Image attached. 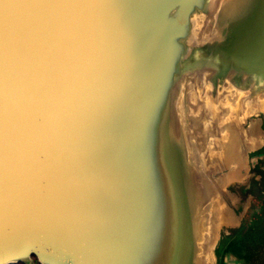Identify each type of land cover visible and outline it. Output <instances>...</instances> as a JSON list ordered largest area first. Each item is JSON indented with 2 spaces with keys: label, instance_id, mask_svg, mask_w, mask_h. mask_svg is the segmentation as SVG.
Returning <instances> with one entry per match:
<instances>
[{
  "label": "water",
  "instance_id": "obj_1",
  "mask_svg": "<svg viewBox=\"0 0 264 264\" xmlns=\"http://www.w3.org/2000/svg\"><path fill=\"white\" fill-rule=\"evenodd\" d=\"M0 15L19 29L74 31L82 45L75 87L51 121L74 179L0 209V264H203L189 101L206 86L214 96L226 85L264 91V0H3ZM262 114L249 119L264 131ZM245 150L252 178L228 192L251 205L232 208L241 221L220 230L215 264H228L232 246L238 264H264V251L233 238L264 173V144Z\"/></svg>",
  "mask_w": 264,
  "mask_h": 264
},
{
  "label": "snow or ice",
  "instance_id": "obj_2",
  "mask_svg": "<svg viewBox=\"0 0 264 264\" xmlns=\"http://www.w3.org/2000/svg\"><path fill=\"white\" fill-rule=\"evenodd\" d=\"M92 3L47 0L64 8ZM81 47L74 31L38 24L19 29L0 15V209L21 193L43 194L74 179L51 121L75 87Z\"/></svg>",
  "mask_w": 264,
  "mask_h": 264
},
{
  "label": "bare ground",
  "instance_id": "obj_3",
  "mask_svg": "<svg viewBox=\"0 0 264 264\" xmlns=\"http://www.w3.org/2000/svg\"><path fill=\"white\" fill-rule=\"evenodd\" d=\"M223 2L217 0L218 4ZM189 111L188 141L192 147L196 187L203 213L200 241L203 251L200 259L203 264H210L204 251L212 234H215L209 251L211 264H215L214 246L220 230L224 226L239 225L242 217V213H235L232 209L237 207L239 199L229 194L228 186L243 183L249 176L246 143L251 149H258L264 144L260 119H249L252 115L264 114V91L253 94L252 91L226 85L214 96L211 88L206 86L202 92L192 94ZM244 123L246 126H242ZM223 165L226 171L222 174L214 176V179L207 176L208 170L220 172ZM228 194L229 197L226 196Z\"/></svg>",
  "mask_w": 264,
  "mask_h": 264
},
{
  "label": "trees",
  "instance_id": "obj_4",
  "mask_svg": "<svg viewBox=\"0 0 264 264\" xmlns=\"http://www.w3.org/2000/svg\"><path fill=\"white\" fill-rule=\"evenodd\" d=\"M249 192L254 195L253 205L242 227L234 231L233 238L246 250L260 256L264 251V173H262L261 183L257 180L252 181ZM239 254L242 256L240 252ZM34 264H39L36 259Z\"/></svg>",
  "mask_w": 264,
  "mask_h": 264
},
{
  "label": "rangeland",
  "instance_id": "obj_5",
  "mask_svg": "<svg viewBox=\"0 0 264 264\" xmlns=\"http://www.w3.org/2000/svg\"><path fill=\"white\" fill-rule=\"evenodd\" d=\"M260 117H261V120L264 122V115L262 114V115H260ZM252 118H255V117H252ZM254 163H256V158H252V159H250V169L252 168V166L254 165ZM251 171V170H250ZM252 176V174H249V178H248V180L246 181V184H248V182L251 180V177ZM241 186H243V184H234V185H232V191L233 190H238L239 191V189H240V187ZM242 196H241V194H240V191H239V193H238V198L240 199L239 200V203L240 204H238L237 205V209H238V211H241V205L244 203V202H246V201H243V199L241 198ZM251 199L252 198H249L248 199V203L246 202V205H247V208L251 205ZM246 208V209H247ZM224 232V230H222V233ZM231 251L233 252V253H231L234 257L235 256H239L240 254H239V251H238V249H237V247L236 246H232L231 247ZM229 256V255H228ZM234 257H232V258H228V264H238L237 263V261L235 260V258Z\"/></svg>",
  "mask_w": 264,
  "mask_h": 264
}]
</instances>
